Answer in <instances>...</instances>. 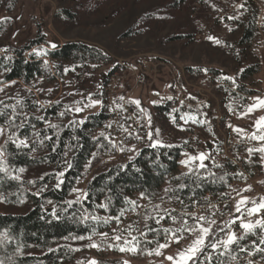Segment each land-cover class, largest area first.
Returning a JSON list of instances; mask_svg holds the SVG:
<instances>
[{
    "label": "rangeland",
    "instance_id": "374dc122",
    "mask_svg": "<svg viewBox=\"0 0 264 264\" xmlns=\"http://www.w3.org/2000/svg\"><path fill=\"white\" fill-rule=\"evenodd\" d=\"M5 7L0 5V53L42 35L44 43L32 49L37 55L53 49V44L80 41L95 46L107 56L102 62L91 64L52 62L48 76L35 77L28 83L0 82V87L4 88L0 99H19L31 94L41 106L62 100L67 103L70 118L77 123L102 107L108 114L123 111L117 121L109 119L104 128L94 132L103 133L111 149L90 157L85 173L73 187L80 191H72L71 199L83 198L85 184L92 175L111 164L125 163L156 139L161 145L182 147L179 172L188 171L180 163L186 159L184 153H208L212 160L205 163L212 165L213 161L221 165L237 164L243 178L233 176L223 192L212 194L216 200L229 202L232 208L221 218L214 217L217 223L223 224L240 215L235 211V203L240 199L237 191L243 195L261 188L256 201L264 197L261 153L242 159L249 148H259L264 141L248 139L247 146L227 153L223 147L232 137L240 139L245 135L238 134L234 128L243 129L249 136L254 132L262 134L257 131L255 121L264 116V108L243 118L240 114L255 103L253 98H264V0H17L10 9ZM251 21L252 38L240 44L244 28ZM217 40L220 43H216ZM254 64L258 65V72L242 78L243 70ZM96 100L102 104L87 106ZM132 100H139L140 107L130 103ZM124 106L130 111H125ZM78 107L83 110L76 112ZM148 115L153 128L160 130V135H154L153 140L147 137ZM189 117L205 123L194 122ZM132 148L136 151H130ZM249 185L251 190L243 191ZM170 187L172 184L166 181L154 199L140 198L135 212H125L119 222L113 220L107 228L92 235L91 240L87 237L73 240L75 264L91 261L97 264H124L125 261L128 264H171L165 257L174 256L194 237L185 233L186 239L179 244L171 243L162 250L161 256L147 255L143 251L121 252L118 246L123 245V240L114 239L116 235L130 239L131 232L141 240V249H153L155 243L145 245L143 241L164 243L165 237L163 233L157 235L148 231L149 228L180 227L179 222L174 224L168 218L156 223L165 210L177 217L183 212L198 214L193 211L195 198L188 201L167 196L165 189ZM204 201L205 196L198 204ZM156 205L160 207L157 209ZM209 211L213 209L210 207ZM260 216H264V211ZM257 218L245 216L253 221ZM238 225L239 221L233 229L240 235L243 230ZM142 232H147V237L141 236ZM100 233L108 235L104 237ZM253 240L258 243L257 236H250L241 243L250 247ZM92 243L99 247H89ZM263 257L264 253L260 252L252 256L239 252L236 261L223 259L226 264H248L249 260L252 264H264Z\"/></svg>",
    "mask_w": 264,
    "mask_h": 264
},
{
    "label": "trees",
    "instance_id": "16d2710c",
    "mask_svg": "<svg viewBox=\"0 0 264 264\" xmlns=\"http://www.w3.org/2000/svg\"><path fill=\"white\" fill-rule=\"evenodd\" d=\"M16 1L0 0V5L10 9ZM252 26L251 21L244 28L240 44L252 38ZM43 43L44 37L40 35L21 46L1 52L0 82L28 83L35 77L48 76L51 63L56 61L77 65L107 59L100 49L80 41L65 42L37 55L32 49ZM256 72L258 65L254 64L246 67L241 76L246 78ZM19 100L23 101L24 107H17L22 115L16 123L19 124L23 116L28 117L25 126L20 129V135L21 138L27 136L32 147L17 149L12 143L6 145L4 159L9 166V175L0 173V260L3 264H75L77 257L72 244L73 240H78L75 237L92 236L113 221L109 220L107 224L92 219L81 222L83 216L115 217L120 216L121 210L124 213L135 212L137 207L132 210L125 198L138 205L141 193H144L143 198L152 200L166 181L172 184L169 189H174L168 191L167 196L200 201L206 194L223 192L233 179L228 171L231 162L222 164L223 168L206 163L208 170L215 172L217 177L227 173L225 181H197L195 177L182 176L186 172L178 171L182 151L179 145L144 146L125 163L111 164L92 175L85 184L87 199L82 198L80 203L69 207L66 202L75 201L70 196L76 181L85 173L87 161L93 155H102L111 149L104 135L94 133L106 126L108 113L102 107L97 112L89 113L82 120L83 123H77L70 118L65 101L41 106L31 94ZM0 101L11 105L17 99L3 98ZM6 112L10 114L11 109ZM7 119L6 115L0 116V126L5 129L8 128ZM49 124L57 127L51 128ZM46 136L51 139H44ZM5 138L0 136V145L5 144ZM69 163L70 168L67 167ZM19 168L25 171L13 172V169ZM61 171L65 174L58 180L57 174ZM201 174H204V170H201ZM11 175H17L20 179L13 180ZM61 180L63 182L57 187ZM180 183L187 187L180 189ZM104 203L108 204L107 209L98 207ZM53 209L56 217L53 216Z\"/></svg>",
    "mask_w": 264,
    "mask_h": 264
},
{
    "label": "snow or ice",
    "instance_id": "6c2138e0",
    "mask_svg": "<svg viewBox=\"0 0 264 264\" xmlns=\"http://www.w3.org/2000/svg\"><path fill=\"white\" fill-rule=\"evenodd\" d=\"M243 7V5H241ZM209 39H213L212 37H209ZM216 43H220L219 40L216 41ZM53 48L56 47V45H52ZM12 83H15L13 81ZM4 88L0 87V92H3ZM51 91V90H49ZM123 99V97H121ZM167 99L171 100L172 97H167ZM255 103L252 105H249L245 112L241 113L240 116L243 118L244 116L252 113L253 111L264 108V98L255 97L253 98ZM130 103L135 104L138 108L140 107L141 102L139 100H132ZM153 103H157L156 101H153ZM97 104H102L101 101L96 100L93 101L92 104L87 105L88 107H93ZM17 107L23 108L24 104L23 101L17 99L15 104H6L4 101H0V116H7V123L8 128L5 129L4 127L0 126V136H5V144L0 145V173H3L4 175H9V166L6 165V161L4 159L5 153H6V145L8 143H12L15 145L17 149L21 148H31L32 146L28 142V137L25 136L21 138L20 135V129H22L25 126V121L28 120V117L25 115L21 119L20 123L17 124L16 121L19 117H21V113L17 111ZM7 109H11V113L8 114L6 112ZM82 108H76V112L82 111ZM142 112L145 111L144 109H140ZM175 111V109H174ZM63 115V113H61ZM194 122L198 123H205V121H197L195 117H189ZM38 119H44V117H38ZM84 121H80V123H83ZM34 127V126H33ZM49 127L56 128L57 126L54 124H49ZM110 127V125H109ZM148 127L150 131L147 133V137L149 140H153V136H159L160 130L155 129L152 126L151 123V116L148 115ZM229 127H232V125H229ZM255 127L257 128V131L262 134H257L256 132L252 133L250 136H248L249 139L257 140V141H264V116H260L255 121ZM12 129H16L15 131H12ZM211 130V129H209ZM234 131H236L238 134H244V130L240 128H234ZM36 135H39L38 133ZM103 135V133H101ZM44 139L50 140L51 137H44ZM137 139H140L139 136H137ZM43 141H41L42 143ZM161 145V141L156 139L153 140V143L150 145L151 147H157ZM170 147V146H169ZM34 150V149H33ZM124 149L122 148L121 151ZM130 151L135 152V148L130 149ZM249 155H252L256 152L261 153V162L264 163V145H262L259 148H249L248 149ZM186 159L181 160L180 163L183 164L188 171L182 176H189V177H195L197 181H206L211 179V182H216V180L225 181V176L220 175L219 177L216 176L215 172H212L208 170V164L205 163L206 160H212V157L205 152H199L195 155L184 153ZM213 165L216 168H223V165L216 163L213 161ZM67 167L70 168L71 164H67ZM201 170H204V174H201ZM24 168L19 169H13V172H24ZM64 172L61 171L57 174V179L59 180L60 177L64 176ZM235 175L240 176L243 178V173H236ZM13 180H19L20 177L17 175H11L10 177ZM174 179L180 180L181 177H175ZM63 181L61 180L56 186L59 187L60 183ZM200 184L197 183V187H199ZM180 189H183L187 187L186 184L180 183L178 185ZM251 186L249 185L247 188L243 189V191H250ZM74 192H79V189H73ZM168 191H174V189H165V192ZM233 191H237L233 189ZM195 195V193H193ZM222 195H228L227 193H223ZM237 195L241 198L238 199L235 203V211L237 213H240L239 216H234L229 221L224 222L223 224L217 223V220L214 218L216 216V212L218 211L217 207L215 205H211L209 202V206L213 209V211L209 215H198L196 213L192 212H183L179 217L172 215L171 212L168 210L164 211V215H161L158 219H156V223L159 224L162 219L168 218L171 219L172 222L175 224L179 222L180 227L178 228H169L164 227L162 229H155V228H149L148 231L154 232L157 235L163 233L165 237V242L160 243L158 240H148L145 239L143 243L145 245L155 243L156 247L153 249L140 248L141 240L138 239L136 236L131 235V232H129L130 239L124 238L121 235H116L114 239L116 241L123 240V245L118 246V250L121 252H130L133 254H136L139 251L145 252L147 255H156L161 256L163 255V249H166L170 247L171 243L179 244L181 240L186 239L187 237L184 235L185 233L188 234V236L194 237L191 242L187 245V247H184L178 252L172 256H166L165 259L171 262V264H226L224 257H227L230 261H236L238 259V253L239 252H247L249 256L255 255L257 252L264 253V247H261L264 245V216H260V213L264 211V197H261L259 202L256 200L250 199L249 197L241 196L240 192L237 191ZM82 196L84 199H87V194H83ZM144 197V193H141V198ZM176 199L179 200V197H176ZM205 200L207 201L208 198L205 197ZM126 203L130 204L132 206V210H135L138 205L135 201L125 198ZM81 197H77L75 201H67L69 207H71L74 203H80ZM51 203V202H49ZM180 203H183V201H180ZM198 201L193 200V205L197 204ZM251 204V207H248V205ZM98 207L107 209L108 204H100ZM157 209L160 207L159 205L155 206ZM243 208V210H242ZM174 211V210H172ZM222 214V213H221ZM124 215V210H121L120 216ZM53 216L56 217L55 209H53ZM120 216L115 217H100L96 215L92 216H83L81 218V222L87 221L88 219L95 220L97 222L103 221V223L107 224L109 220H116L117 222L120 221ZM245 216L252 217L257 216L258 218L254 221L251 219H245ZM58 218V217H57ZM153 218V217H148ZM189 220L192 221L191 224H189ZM239 221V228L243 230V232L240 235H237L236 231L233 229V225L236 224V222ZM95 234V233H94ZM101 236L107 237V233H100ZM141 236L147 237V232H142ZM250 236H257L258 243L256 240H253L251 243V246H246L241 243V241L247 239ZM75 239H85L84 236L75 237ZM87 239L91 240V236H88ZM2 243V241H0ZM89 247H99L97 244L92 243L88 245ZM110 247H113L114 245H109ZM20 249H18L19 251ZM238 250V252H237ZM203 257V259H201ZM0 264H3V261L0 260ZM90 264H97L96 261H91ZM124 264H128L127 261L124 262ZM248 264H252V261L249 260Z\"/></svg>",
    "mask_w": 264,
    "mask_h": 264
},
{
    "label": "built area",
    "instance_id": "2783aa9c",
    "mask_svg": "<svg viewBox=\"0 0 264 264\" xmlns=\"http://www.w3.org/2000/svg\"><path fill=\"white\" fill-rule=\"evenodd\" d=\"M124 109H125V111H130V109L127 106H124ZM122 113H123V111H121V110L112 111L111 113H109L108 120L110 119L111 121L115 122L119 118L122 117ZM244 134L245 135H243L240 139H235L234 137H232L230 140L225 142V144L223 145L224 153H227L228 151L232 152L241 146H247L249 134L246 132H244ZM246 154L247 155H245V154L242 155V159L244 158V160H246L248 158L249 153L247 152ZM229 173L231 176L236 177V176H238V175H235L236 173H242V172L238 170L237 164L235 163V165L232 164V166L230 167ZM205 197L208 198L207 201L205 200L201 204L197 203L194 205L193 211L196 210L199 215H201V214L207 215L210 212L209 211V209H210L209 202L211 205H215L217 207L218 211H221L218 213L220 216H218V214H217L218 211L216 212L215 218H217V219L221 218L223 216V214L228 213L232 209L231 205L227 201L216 200L212 197L211 194H206Z\"/></svg>",
    "mask_w": 264,
    "mask_h": 264
},
{
    "label": "crops",
    "instance_id": "0c3cea01",
    "mask_svg": "<svg viewBox=\"0 0 264 264\" xmlns=\"http://www.w3.org/2000/svg\"><path fill=\"white\" fill-rule=\"evenodd\" d=\"M256 190H257V191H255L256 193L252 192V193L245 194V192H244L243 195H245L246 197H249L250 199L256 200L257 196H258L257 192H261L263 189L257 188ZM243 195H241V196H243ZM238 198H241V197L239 196Z\"/></svg>",
    "mask_w": 264,
    "mask_h": 264
}]
</instances>
